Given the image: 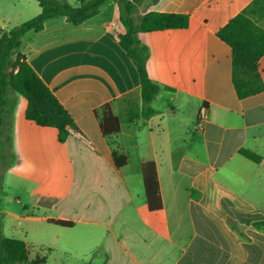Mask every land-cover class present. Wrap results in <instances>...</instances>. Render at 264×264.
<instances>
[{
  "label": "crops",
  "instance_id": "obj_1",
  "mask_svg": "<svg viewBox=\"0 0 264 264\" xmlns=\"http://www.w3.org/2000/svg\"><path fill=\"white\" fill-rule=\"evenodd\" d=\"M128 1L136 17H190L186 29L139 35L162 88L151 117L116 34L117 1L80 25L56 16L22 37L28 64L74 124L61 143L57 129L26 119V99L6 93L0 128L15 160L2 182L3 235L46 264H264V229L255 226L264 222V91L238 97L232 50L217 36L254 0ZM41 12L37 0H0V29ZM259 71L264 79V56ZM105 105L117 134L101 131L95 113Z\"/></svg>",
  "mask_w": 264,
  "mask_h": 264
},
{
  "label": "trees",
  "instance_id": "obj_2",
  "mask_svg": "<svg viewBox=\"0 0 264 264\" xmlns=\"http://www.w3.org/2000/svg\"><path fill=\"white\" fill-rule=\"evenodd\" d=\"M37 1L42 8L39 15L10 31L0 29V105L5 102V95L9 91L19 94L28 103L26 119L40 127L57 129L58 140L63 143L69 135L68 128L73 126L74 122L57 97L28 64L21 51L22 37L28 31L42 30L44 23L56 16H66L73 24L80 25L95 16L108 0H89L78 7L61 3L60 0ZM115 1L118 3L122 25L121 29L116 30V34L121 47L138 70L143 102L142 114L144 117H151L154 114L153 102L162 88L150 76L149 50L141 44L139 35L153 31L186 29L190 17L187 14L160 12H149L136 17L137 7L134 2ZM257 15H264V0H254L217 33L232 50L233 83L240 99L264 91V79L259 71V61L264 56V29L257 25L254 19ZM95 114L104 136L120 132L118 118L113 115L109 105L103 106ZM10 150L11 136L0 128V208L2 198L7 195L2 184L3 177L15 160ZM240 153L256 163L261 161L260 156L249 150L241 149ZM113 157L117 167L126 165L125 155L114 150ZM57 223L71 226V223L64 221ZM255 226L264 229V222L256 223ZM0 264H46V261L44 258L29 261L26 243L3 235L0 224Z\"/></svg>",
  "mask_w": 264,
  "mask_h": 264
},
{
  "label": "rangeland",
  "instance_id": "obj_3",
  "mask_svg": "<svg viewBox=\"0 0 264 264\" xmlns=\"http://www.w3.org/2000/svg\"><path fill=\"white\" fill-rule=\"evenodd\" d=\"M60 1H61V3H69L73 7H78L82 3L89 1V0H60ZM254 19H255L258 26H260L261 28H262V26H264V15H257V16H255ZM15 26H17V25H15ZM13 28H15V27H13ZM3 222H4L3 217L0 216L1 231L3 229ZM31 254L34 255V251H32ZM45 261H46V259H45Z\"/></svg>",
  "mask_w": 264,
  "mask_h": 264
},
{
  "label": "built area",
  "instance_id": "obj_4",
  "mask_svg": "<svg viewBox=\"0 0 264 264\" xmlns=\"http://www.w3.org/2000/svg\"><path fill=\"white\" fill-rule=\"evenodd\" d=\"M204 119H205V110L202 109V111L200 112V120L203 121ZM74 133L77 135L78 138L84 140V137L81 133H78V132H74Z\"/></svg>",
  "mask_w": 264,
  "mask_h": 264
}]
</instances>
